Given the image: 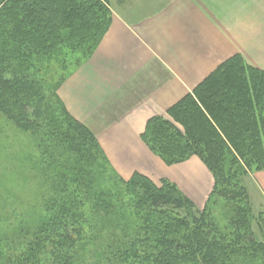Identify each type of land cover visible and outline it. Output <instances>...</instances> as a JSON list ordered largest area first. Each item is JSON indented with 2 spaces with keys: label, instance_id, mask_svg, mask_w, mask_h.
<instances>
[{
  "label": "trees",
  "instance_id": "1",
  "mask_svg": "<svg viewBox=\"0 0 264 264\" xmlns=\"http://www.w3.org/2000/svg\"><path fill=\"white\" fill-rule=\"evenodd\" d=\"M110 24L108 0H0V119L34 148L0 167V264H264V211L245 184L264 170V71L235 55L147 123L167 165L197 156L212 174L200 209L166 179H121L58 95ZM52 65L74 69L52 85Z\"/></svg>",
  "mask_w": 264,
  "mask_h": 264
},
{
  "label": "crops",
  "instance_id": "2",
  "mask_svg": "<svg viewBox=\"0 0 264 264\" xmlns=\"http://www.w3.org/2000/svg\"><path fill=\"white\" fill-rule=\"evenodd\" d=\"M108 2L107 33L58 95L69 114L96 135L120 177H166L181 189L176 167L168 168L143 142L147 123L166 116L235 55L264 71V0ZM188 178L199 194L207 192L205 173L189 172ZM245 184L254 211H264V170L249 173Z\"/></svg>",
  "mask_w": 264,
  "mask_h": 264
},
{
  "label": "rangeland",
  "instance_id": "3",
  "mask_svg": "<svg viewBox=\"0 0 264 264\" xmlns=\"http://www.w3.org/2000/svg\"><path fill=\"white\" fill-rule=\"evenodd\" d=\"M70 66L73 67L74 65H70ZM70 66L63 68L62 65H52L50 67V69L47 70V73L45 75L46 80L49 81L52 85L55 84L62 77L67 75L69 71L74 69V68H70ZM48 71H49V73H48ZM165 117H167L169 119L168 115H166ZM177 127L180 128V126H177ZM32 151H34V148H33V145L31 143L30 139L28 138V136L17 131L13 127L7 125V123L5 121L0 119V159L4 160V161H0V164H1L0 167L10 171L11 168L8 164L14 163V161H12V158H11L13 153H15V154H27V153H30ZM36 155H37V152H36ZM164 164L168 168L176 167L173 170L174 176L179 180L181 185L184 188H186L188 194L192 198L190 196H188L187 194H185V195H187L191 200H193V202L195 203V205L198 208L203 209L206 206L207 201L210 197V194H211V191H212V188L214 185V180H213L212 174L207 169V167L204 165L202 160H200L197 156H192L187 161H184L182 163H178V164H174V165H167L164 162ZM113 171L115 172L114 169H113ZM189 172L194 173V174L195 173H205L207 175L208 190L206 193L201 195L198 193L196 188L193 187V185H192L193 180H189V178L187 179ZM200 176L202 177V175H200ZM100 177H102V175H100ZM103 177H104L105 182H110V180L107 179L108 176H103ZM131 178L132 177H130L129 179H124L121 177V179H123L125 181H128ZM163 179H166V180L176 184V182L171 181L166 177L157 179L156 181H154L152 179L151 180L154 183H156L157 185H160V182ZM197 179H198V177H197ZM178 187L180 189V186H178ZM182 188L180 189L181 191H182ZM183 193H185V192H183ZM212 211H213L214 218L221 224V226H225L227 224L228 217H227V210L225 208L224 203L221 200H218L217 204L214 207H212ZM256 213H258V212H256Z\"/></svg>",
  "mask_w": 264,
  "mask_h": 264
}]
</instances>
